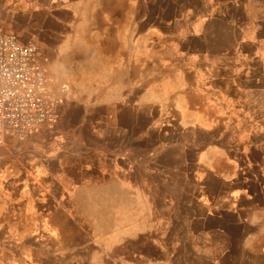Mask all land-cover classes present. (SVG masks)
<instances>
[{
    "label": "rangeland",
    "instance_id": "rangeland-1",
    "mask_svg": "<svg viewBox=\"0 0 264 264\" xmlns=\"http://www.w3.org/2000/svg\"><path fill=\"white\" fill-rule=\"evenodd\" d=\"M40 2L28 20L33 24L45 20V12L50 11L46 0ZM90 3L99 11L89 9L88 15L121 18L132 11L139 18V24H134V38L141 52V37L146 36V90L153 103H142V98L135 97L132 106L99 105L92 94L84 103L67 87L57 93L47 72L50 95L60 100L57 121L29 136L9 137L0 145V264L158 262L163 255L156 244H141L144 236L138 239L139 244H110L111 229L134 219L143 231L146 225L139 226L144 213L152 216L151 226L157 227L159 221L174 215L175 208L179 211L184 204L188 209L197 155L190 142L197 139L201 147L207 139L205 131L181 119L173 104L156 103L162 96L159 85L164 83L159 69L173 71L176 66L197 64L200 53H211L214 58L208 56L202 64L237 65V58L222 60V53L234 48L239 32L238 26L233 30L221 19L223 14L230 9L233 18L246 17L254 22L264 18V0ZM20 36L32 42L29 33ZM39 46L41 61L48 70L46 57L53 51L45 44ZM138 52L134 59L137 64ZM187 79L190 81L188 75ZM137 93L140 89L135 90ZM184 251L189 257L190 249ZM242 256L236 247L234 256L224 264H252L248 252ZM257 261L264 264V251ZM205 262L199 259V264Z\"/></svg>",
    "mask_w": 264,
    "mask_h": 264
},
{
    "label": "crops",
    "instance_id": "crops-1",
    "mask_svg": "<svg viewBox=\"0 0 264 264\" xmlns=\"http://www.w3.org/2000/svg\"><path fill=\"white\" fill-rule=\"evenodd\" d=\"M39 5L40 0H0V28L16 33L22 42L26 40L20 34L27 32L30 41L53 51L46 64L57 93L67 87L84 103L92 94L99 105L132 106L135 97L152 102L144 69L146 36L138 52L134 24L139 18L132 11L121 18L88 15L89 9L99 11L90 0H46L50 11L33 24L28 20ZM221 19L233 30L239 28L232 51L222 53V60L237 58V65L202 64L212 54L200 53L197 64L159 69L164 83L156 103L173 104L181 119L205 131L207 139L201 147L197 139L190 142L197 155L188 209L184 204L179 211L175 208L157 227L144 213L143 231L134 219L111 229L110 244H139L141 236V244H156L163 257L147 264H199V259L224 264L236 247L258 264L264 251V18H233L229 9ZM135 52L139 64L134 63Z\"/></svg>",
    "mask_w": 264,
    "mask_h": 264
},
{
    "label": "built area",
    "instance_id": "built-area-1",
    "mask_svg": "<svg viewBox=\"0 0 264 264\" xmlns=\"http://www.w3.org/2000/svg\"><path fill=\"white\" fill-rule=\"evenodd\" d=\"M39 45L0 28V145L23 138L58 119Z\"/></svg>",
    "mask_w": 264,
    "mask_h": 264
}]
</instances>
